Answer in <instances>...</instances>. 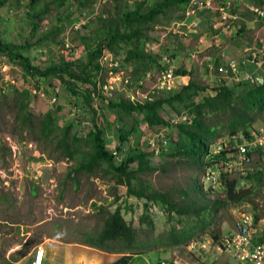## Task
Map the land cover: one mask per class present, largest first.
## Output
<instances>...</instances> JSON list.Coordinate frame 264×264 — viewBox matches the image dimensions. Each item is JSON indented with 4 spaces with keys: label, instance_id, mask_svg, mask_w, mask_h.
<instances>
[{
    "label": "rangeland",
    "instance_id": "rangeland-1",
    "mask_svg": "<svg viewBox=\"0 0 264 264\" xmlns=\"http://www.w3.org/2000/svg\"><path fill=\"white\" fill-rule=\"evenodd\" d=\"M4 1L0 6V44L11 47L26 44V48L20 51L24 60L33 67L45 69L65 64L82 67L88 52L93 50L96 43L103 41L107 33L116 28L120 31L126 29L119 21L125 11L132 10L136 4H143L142 11L145 12L159 0H65L61 4L54 0H36L34 5L31 0ZM215 1L231 5L227 12L237 16L233 24L228 23L229 28H222L219 14L213 15V12L196 11L194 15L187 16L189 3L183 10L172 9L156 19L154 25L145 32L146 37L141 38L138 44V51L153 59L152 64H147L146 72L143 71L144 67L125 61L127 51L134 48L131 43L114 46V51L106 49L119 62L120 72L119 79L112 84L113 89L106 94H99L101 101L97 105L98 116L92 112L93 102L88 104L82 96L87 93V88L90 89V85L77 82L75 86L78 94L74 95L66 89L65 83L69 81L67 76L64 75L61 79L29 77L19 64L0 54V67L4 69L0 70V87L6 75L18 83V87L9 91L3 92L0 89V136H10L15 140L20 153L17 160L22 173L20 179L5 184L10 176L7 169L12 155L0 143V264H30L34 249L52 236L63 237L65 241L85 238L88 243H92L91 237L100 233L105 218L118 207L124 220L136 230L139 241L152 244L159 236L166 239L170 230L176 229L179 232L183 227H186L185 232L189 236L193 225L190 217L184 216L179 222L176 214L171 213V217L167 210L163 212L161 203L149 201L144 196L138 198L128 195L127 186L117 184L116 175L112 169H107L106 164L92 174H72L90 151L86 135L94 128V123L105 130V140L113 141L116 147L121 127L125 130L132 126L136 128V132L122 145L120 152L122 159L129 150L149 154L147 163L151 171L137 173L136 178L131 181V186L136 191L143 195L165 194L173 201L176 210L193 202L197 208L199 205H210L213 201L224 199V186L212 189L209 182L204 181V172L212 167L207 166L206 162L213 161L220 149H231L244 142L247 137L242 132L235 136L225 134L220 141L209 145L208 154L203 160L204 166L198 169L183 158L171 156L173 141H177L178 137L176 126L149 129L142 116H125L122 112H115L107 107L109 101H130L131 95L143 102L145 97H164L180 91L186 84H177L183 78L176 77L174 71L187 67L193 75L183 81L192 80L207 88L198 93L196 102L204 96L214 94V90L222 84L213 77L205 79L199 72V66L189 62V54L201 51L197 55L198 59H204V63L212 57L221 60L220 63L229 59L240 61L247 58L246 55L252 48H258L260 39L264 41V20H257L250 11V7L264 10V6L261 7L254 0ZM193 20L197 26H191L194 25L191 24ZM131 29L128 28V32ZM185 33L187 36H184ZM214 37L217 38L213 39ZM239 46L251 50L243 52ZM228 52H231V57L223 61V54L228 55ZM172 60H176L175 67L172 66ZM256 61L260 64L245 67L244 73L247 75L243 79H231L226 84L233 89L235 95L241 93L244 87L242 84L247 82L246 76H252L255 80L264 74V54L257 56ZM168 70H172L174 76L170 89L160 90L159 79ZM103 76L105 82L109 80L108 75ZM137 76L140 78L137 79ZM173 84L176 86L174 89ZM23 91L30 93L29 100L25 101L21 96L18 98L16 92ZM53 98L56 99L55 102ZM21 100L27 104L26 110L33 115L32 124L23 131L18 128L22 116L19 111ZM93 110L97 113L94 108ZM183 110L179 103H175L173 107L165 106L160 115L168 121L185 112ZM47 113L53 114L54 130L50 139L43 140L39 127ZM187 115L190 119L191 116ZM256 118L246 129L248 137L253 131L264 127V111ZM82 123L86 124L81 126ZM67 126H71L69 141L73 137L82 139L74 144L77 151L73 159L61 156L62 147H58ZM161 129L167 145L155 154L147 143L152 134ZM24 140L32 144L31 149L24 144ZM253 157L243 175L239 170H232L225 178L235 180L238 188L252 187L253 184L247 182L246 177L254 175L260 166L264 178V160L258 155ZM115 163L120 161L115 160ZM136 169L137 164L129 166V170ZM69 174L72 176L69 177ZM240 207L250 212L256 211L257 215L263 217L264 189L257 190V195L250 203L220 209L213 217L211 226L199 236L204 240V249L188 251L186 245L157 246L148 250L143 248L137 251L138 264H157L161 261H177L181 264H243L230 254L219 252L218 243L211 234L213 231L219 238L225 236L233 228L235 209ZM144 217L147 219L141 222ZM194 240L198 241L200 238L194 236ZM109 248L114 249L115 246L109 244Z\"/></svg>",
    "mask_w": 264,
    "mask_h": 264
},
{
    "label": "trees",
    "instance_id": "trees-1",
    "mask_svg": "<svg viewBox=\"0 0 264 264\" xmlns=\"http://www.w3.org/2000/svg\"><path fill=\"white\" fill-rule=\"evenodd\" d=\"M35 1L31 0L32 5L35 4ZM54 1L61 4L65 0ZM189 1L159 0L145 12L142 11L143 4H136L132 10L125 11L119 18L120 25L126 29L120 31L116 28L111 33H107L103 41L96 43L93 50L88 52L86 61L82 67H74L72 64L49 66L45 69L33 67L20 54V51L26 48V44L18 47L0 44V54L12 62L19 64L24 73L29 77L61 79L62 76H67L69 81L65 83L66 89L74 95L78 94L75 86L77 82L90 85V89L87 88V93H84L82 96L88 104H91V93L97 91L95 78L101 70L98 59L102 52L106 49L114 51L113 47H119L122 43H131L134 45V48L127 51L125 61L134 62L135 65L144 67L143 71L146 72L147 64H152L153 59L147 56L146 53L138 51L139 41L141 38L146 37L145 32L154 25L159 16L165 15L172 9L183 10ZM254 1L261 7L264 6L263 0ZM4 2V0H1L0 6ZM144 27H146L145 30ZM128 28H132L131 31L128 32ZM135 70L137 69L135 68ZM174 73L175 76L193 75L191 71L187 72L182 69H177ZM261 77L263 79L262 83H249L247 81L242 84L244 87L238 95H235V92L230 87L222 85L214 90V94L204 96L200 101L196 102L195 99L198 93L207 90V88L201 87L195 81L190 80L180 91L173 92L164 97L156 96L143 103H133L126 99H121L118 103L109 101L107 107L112 111L122 112L125 116H142V120L146 126L149 129H153L169 127L168 122L162 118L160 112L165 106L173 107L175 103H179L184 109L183 111L191 117L186 123L176 125L178 137L177 141H173V152L171 156L179 159L183 158L188 164H194L199 169L204 166L203 160L208 154V146L220 141L225 134L235 136L237 133L242 132L241 134L244 137H248L246 129L264 111V74ZM139 78L137 76V79ZM102 83H104V79ZM16 94H18V98L19 96L24 97L25 101L30 99V93L28 91L16 92ZM26 107L27 104L21 100L19 103V111L22 113V116L18 124V128L21 131L26 127L29 128L32 124L31 120L33 115L26 110ZM57 109L60 108L58 107ZM91 109L93 114L96 115L92 107ZM220 116L223 117L220 119ZM93 125L94 128L86 135V141L90 146V151L86 154V158L83 159L84 161L72 171L73 175H78L82 172L92 174L96 169L106 164L107 169H112L116 175L117 184H125L127 186L128 195H134L138 198L144 196L149 201L161 203L163 205L162 209L167 210L171 217V213L179 217V222L183 220L184 216L190 217L192 219L191 221H193L188 237L185 232L186 227H183L179 232L176 229H172L166 239L165 237L159 236L152 244H149L142 240L139 241L136 230L124 220L121 209L118 207L105 218L100 233L94 238L91 237L92 240L90 241L92 243L90 244L95 245L101 250L105 248L109 249V244H112L115 248L119 247L118 250L120 251L137 254L139 253L137 251L143 248L148 250V248L154 249L157 246L187 245L189 241L194 239V236L202 235L206 228L211 226L213 217L220 209H226L231 205L237 206L243 203H250L257 195V190L264 189L263 169L260 166L254 175H248L246 177V181L253 184L252 187L238 188L235 180H226L224 181V199L213 201L210 205H199L197 208L193 202L176 210L173 201L169 200L165 194L151 193L143 195V193L136 191L131 186V181L136 178L137 173L151 171L147 163L149 154L140 150H129L126 157L120 163L116 164L115 157L105 148V130L97 126L96 123ZM70 129L71 126H67L64 129L62 137L58 142V147H62L60 152L61 156L73 159L77 151L74 144L81 142L82 139L80 137H73L72 141H69ZM39 130L43 140L50 139L54 130V117L52 113L45 115L40 123ZM135 132L136 128L134 126L129 130H125L123 127L119 129V143L117 145L119 152H122V145ZM233 150V148L220 149L219 153L215 155V159L206 162V165L215 166V162L216 164L219 163L225 158L227 153ZM132 164H137L136 170H129V166ZM68 176L70 177L72 175L69 174ZM146 219L147 217L141 218V222H145ZM211 234L215 241L219 239L215 232L212 231Z\"/></svg>",
    "mask_w": 264,
    "mask_h": 264
},
{
    "label": "built area",
    "instance_id": "built-area-1",
    "mask_svg": "<svg viewBox=\"0 0 264 264\" xmlns=\"http://www.w3.org/2000/svg\"><path fill=\"white\" fill-rule=\"evenodd\" d=\"M214 1L215 0H190V9L186 12V15H194L196 11L200 10H216L220 13V19L223 28L229 27L228 23H233L237 19V16L231 15L227 12L228 5L215 6ZM250 11L258 20H264V10L262 8L250 7ZM194 26H196V24H194ZM257 46L258 48H252V50L247 49L251 50V52L246 55L247 58H244L240 61L229 59L220 66L215 67L217 82L223 85L226 79L239 81L243 79L245 75H247L244 73V69L247 65L260 64L259 61H256V58L257 56L264 54V41L260 39ZM197 54L199 53H191L190 58L191 60L197 62L199 66H201L202 60L198 59L199 56ZM98 64L101 70L95 78L97 91L91 93L93 108L97 111V116L99 111L97 105L99 106V102L101 101L99 94H106L108 91L113 89L112 84L119 79L120 72L119 62L113 57V54L107 50L102 52L100 58L98 59ZM0 70L4 71V69L1 67ZM103 75H108L109 78V80H106V82L104 81V83H102V78L104 77ZM173 78L174 76L172 70L164 71V73H162V77L159 79V89L169 90L170 82L173 80ZM246 79L247 81H250V83H255L259 82L262 77H258L253 80L252 76L248 75L246 76ZM16 87H18V83L6 75L4 78V83L1 85L0 89L1 91L5 92ZM146 100H151V97H145L144 101ZM55 101L56 99L53 98V102ZM130 102L143 103L138 101L134 95L130 96ZM188 119L187 113L185 114V112H182L177 117L166 121L168 122L169 126H176L179 123L186 122ZM85 124L86 123H82L81 126ZM163 132V129H161L155 134H152V136L148 139L147 144L150 150H152L155 154L159 153L160 149L167 145V140ZM23 142L25 145H28H26L28 148H32L31 143H27L25 140ZM0 143L8 148L10 155H12V160L9 157L10 166L7 169V172L10 173V176L7 178L8 181L5 182V184L8 185L10 181H14L22 177L20 169L21 166L17 160L20 153L18 152L16 142L12 137L0 136ZM105 148L107 151L112 153L116 160H122V156L117 150V147L113 141H106ZM233 149V151L226 154L225 158L221 160L219 164L217 163L216 166L209 167V169L204 172V181L209 182L210 188L220 189L223 187L224 181L227 180L225 177L229 176L232 170H239L240 174L243 175L246 171V166L252 163L254 158L253 156L258 155L259 158L264 160V127L260 128V130L250 133L249 137H247L244 142L236 145ZM29 169L31 168H28V170ZM235 211L236 217L233 228H231L225 234V236H222L217 240V250L221 253L226 252L230 254L233 258L243 264H264V215L263 217H260L255 211L250 212L241 207L236 208ZM197 237L200 238V240L196 241L192 239L186 245L188 251L197 248H205L203 238L199 236ZM43 258L44 249L42 246H37L30 264H42ZM157 264H181V262L172 261L171 263H166L161 261Z\"/></svg>",
    "mask_w": 264,
    "mask_h": 264
},
{
    "label": "crops",
    "instance_id": "crops-1",
    "mask_svg": "<svg viewBox=\"0 0 264 264\" xmlns=\"http://www.w3.org/2000/svg\"><path fill=\"white\" fill-rule=\"evenodd\" d=\"M216 2L217 1H214L215 6H218V5L222 6V4H224V5H228V8L231 7V5H229L227 3L222 2L221 4H218ZM200 11H206V10H200ZM208 12L209 13L213 12L212 13L213 15L219 14L218 18H220V13L218 11L208 10ZM194 21L195 20H193V23H191V24H196V26H197V23ZM220 22H221V19H220ZM233 23H231V24H233ZM191 26H194V25H191ZM222 28H223V25H222ZM204 35L206 36L207 33H204ZM184 36H187V34L185 33ZM218 36H220V34ZM216 38L214 37L213 39H216ZM199 42H201V39H199ZM235 46L237 47V44H235ZM239 47H240L239 48L240 50L243 49V46H239ZM246 50L247 49L245 48L242 51L244 52ZM242 51H240L241 52L240 56H242V54H243ZM199 52H201V51H199ZM199 52H197V53H199ZM190 54H189L188 60H190L189 62L191 63V65L197 64L199 66V64L197 62H195L194 60H191ZM229 57H231V52L228 55H227V53L223 54V61ZM201 60H202V64H201V66H199L200 74H202L205 77V79L210 80V77H213L215 79L216 78V73L214 71L215 65L217 67V66H220L221 64H223L224 62L222 61L223 63H220L221 60H216V58H213V57L208 59V61H206L205 63H204L203 58ZM175 61L172 60V66L173 67H175ZM203 63H204V67L202 68ZM183 70H186L187 72L190 71V69L188 67H187V69H183ZM212 73L214 75H212ZM188 76L189 75L176 76V77H178V78L181 77L184 80V79H187ZM183 80L178 82L177 84H181V83L187 84L188 83V81H183ZM215 81H216V79H215ZM229 81H230V79H226L225 83L223 85L228 87V85H226V84ZM232 81H234V80H232ZM172 87H173V89L176 88V86L174 84ZM38 246H42L44 249V258H43L42 264H138L137 260L139 258V253L131 254L127 251L114 250L111 248H109V249L105 248V249L101 250V249L97 248L95 245L88 243L85 238L82 240H77V239L73 240L72 239L71 241H67V240L65 241V239H63V237L52 236L51 238L43 240L42 243L38 244ZM35 249L32 253V257H31L32 259L34 256Z\"/></svg>",
    "mask_w": 264,
    "mask_h": 264
},
{
    "label": "water",
    "instance_id": "water-1",
    "mask_svg": "<svg viewBox=\"0 0 264 264\" xmlns=\"http://www.w3.org/2000/svg\"><path fill=\"white\" fill-rule=\"evenodd\" d=\"M262 82H263V79H260V80H259V83H262Z\"/></svg>",
    "mask_w": 264,
    "mask_h": 264
}]
</instances>
